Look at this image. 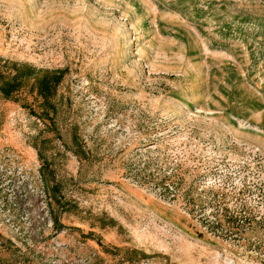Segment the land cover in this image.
I'll use <instances>...</instances> for the list:
<instances>
[{
    "label": "rangeland",
    "instance_id": "374dc122",
    "mask_svg": "<svg viewBox=\"0 0 264 264\" xmlns=\"http://www.w3.org/2000/svg\"><path fill=\"white\" fill-rule=\"evenodd\" d=\"M0 264H264V0H0ZM6 69H0V71Z\"/></svg>",
    "mask_w": 264,
    "mask_h": 264
},
{
    "label": "trees",
    "instance_id": "16d2710c",
    "mask_svg": "<svg viewBox=\"0 0 264 264\" xmlns=\"http://www.w3.org/2000/svg\"><path fill=\"white\" fill-rule=\"evenodd\" d=\"M8 61L4 60L0 65V93L4 97H10L18 92L25 83L30 88L35 89L43 103H49L50 98L55 94L57 86L63 78L61 70H38L27 65H19L18 63H10L11 69H8ZM1 64V63H0Z\"/></svg>",
    "mask_w": 264,
    "mask_h": 264
}]
</instances>
